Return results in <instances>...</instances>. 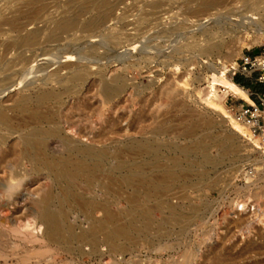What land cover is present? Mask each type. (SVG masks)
Listing matches in <instances>:
<instances>
[{
  "label": "rangeland",
  "instance_id": "rangeland-1",
  "mask_svg": "<svg viewBox=\"0 0 264 264\" xmlns=\"http://www.w3.org/2000/svg\"><path fill=\"white\" fill-rule=\"evenodd\" d=\"M108 1L111 10L99 27H74L51 40L46 31L74 0H41L40 16L26 24L42 28L39 44L28 48L12 45L5 52L2 41L14 30L0 24V108L14 131L0 142V264H264L263 141L253 133L261 148L252 146L206 100L212 74L264 43V26L238 33L236 23L241 12L264 13V0H225L199 12L189 9L196 0ZM8 3L0 0L4 14ZM95 14L91 9L79 17ZM207 29L220 30L226 40L202 52ZM116 31L120 37L113 41L109 34ZM21 53L33 56L20 64ZM65 64L86 67L92 75L66 93L50 78L65 75ZM99 74L108 83L123 79L121 90L107 94ZM235 80L260 84L251 91L264 89L263 82L242 73ZM48 91L61 92L60 101L37 103L36 96ZM216 95L231 116L229 106L246 101L223 87ZM51 125L56 132L43 140L42 154L18 156L20 136L28 128ZM198 142L205 144L210 162L190 150ZM84 148L103 151L99 159L90 158L96 166L90 175H60ZM45 160L57 167L49 169ZM173 164L182 169L178 177L150 197L144 186L130 181L129 167L137 178L149 172L162 177ZM144 209L149 224L138 216ZM42 212L56 219L53 239ZM115 225L122 229L119 237L109 234Z\"/></svg>",
  "mask_w": 264,
  "mask_h": 264
},
{
  "label": "bare ground",
  "instance_id": "bare-ground-1",
  "mask_svg": "<svg viewBox=\"0 0 264 264\" xmlns=\"http://www.w3.org/2000/svg\"><path fill=\"white\" fill-rule=\"evenodd\" d=\"M10 1L12 3L7 4V9L9 10V14L7 12H6L7 14L2 13V11L0 9V24L8 23L12 27V29L14 30L13 33H11L9 36L4 38L2 41V43H3L2 46L5 50V52L12 45H18L21 47L28 48V47L34 46L36 44H39L38 33H39V31L42 30V28H40L36 25L34 26V28H31L30 26H26V24L28 22H33V18L40 16L39 14H41V11L43 9V4H42L41 0H9V2ZM223 1H225V0H196L195 3L189 7V9L191 11H194V12H199L202 9H204V8H206L212 4H218V3H221ZM74 3L80 4L81 8L79 7L80 9L76 11L74 8V6H75ZM74 3H73V5H71L69 3V6H67V8L63 12V14H60L61 16H58V18L54 19V21L52 22L53 25L51 26V28H49L47 31L45 30L51 40L54 39L58 35L59 32L67 31V30L72 29L74 27H75L74 29L79 28L81 30H86V29H89V30L92 29L93 30L94 28H97L101 25V23L103 22V19L111 10V6H110L108 0H74ZM152 3H150V4H152ZM157 3L158 2H155L152 6L153 7L156 6ZM4 5H6V4H4ZM46 5H44V6H46ZM60 5L62 6L64 4H60ZM261 6L263 8V10H261V11H264V4H262ZM2 7H3V5L1 6V8ZM91 9L96 10V14L94 16H90L88 18L85 17L83 19L82 18L80 19L79 14L82 11H89ZM129 9H131V8H129ZM146 10H145V12H147ZM152 11H154V10L152 9ZM256 13L258 14V17L253 15L252 13L250 15H247L245 12H241L240 14L237 15V17H236L237 22L236 21L235 22L239 25L238 33H247L248 31H256L259 28L264 26V13H260V12H256ZM126 14H128V13H126ZM151 15H152V13H151ZM125 16L124 17L122 16V17L125 19H129V18H126L128 15L126 17ZM143 16H145V15H143ZM113 17H115V16H113ZM116 17H118L117 14H116ZM133 17H135V16H133ZM142 17H139L140 22H141ZM148 17H149V14H148ZM117 19L119 20V18H117ZM196 19L197 18H195L194 20H196ZM121 20H124V19H121ZM142 20H144V19H142ZM145 20H147V18ZM145 20H144V22H145ZM126 21L124 20V22H126ZM138 22H137V25H138ZM113 30L115 32L116 29H113ZM219 31L220 30H218V29L215 31H214V29H207L203 32L209 36L207 37L205 35L207 38V43L205 42L206 44L201 48L199 46V48L202 52H207V51L213 50L225 42L226 37H224L221 33H218ZM114 32H111L109 34V37L111 38V40L117 41L118 38L120 37L121 31H119L120 33L117 31H116V33H114ZM228 37H233V34L228 33ZM47 38L48 37H46V39ZM103 38H105V37H103ZM47 40H49V39H47ZM107 40H108V38H107ZM192 40H194V38ZM192 43L193 42H191L190 44L193 45ZM194 44H196V42ZM93 45H94V43H93ZM197 45H196V47H197ZM193 47H195V46H193ZM21 54L22 55H20L19 58L17 57L18 58L17 62L20 64H25V63L29 62L31 57L33 56V55L31 56L30 53H27V54L21 53ZM9 59H10V61L12 60V58H9ZM8 62L6 60V64H8ZM229 64L230 65H228V67L224 66L221 68L222 70L218 71L217 73L212 74V78H211V80L208 81V85L206 88V96H207L206 100L210 105H212V106H214L217 109L222 111V113H223L222 117H223L224 122L228 123V125H231L232 129L234 130V133L240 134L241 136H244L246 138V140L252 142V146H254L256 148H261L259 146L256 138H254V134L255 135H257V134L252 132V130L245 123H243L241 120L237 119L236 116L233 114V112H231L230 109H229V111L231 112V114L233 116H231L229 113H227V110H225L223 104H221V101L219 102V100H217L215 98V97H217V95H216L217 88L223 87L224 91H226V92L230 91L233 94L245 99L246 101H249V102L253 101L252 99H250L251 97L248 94V89H244L243 87L238 85L236 82H234V79H232L230 77L231 67L232 66L236 67V60L231 61ZM10 65H11V63H10ZM9 66H7V67H9ZM64 66L66 67V74L65 75H63L62 77H59L56 73H54L51 75L50 78L54 81L59 82L61 84V86L64 87V92H66V93L72 91L73 89L75 90V88L78 85L83 86V84H85L88 81L89 77L92 75V71L86 67H83V66H75L72 64H65ZM227 74L229 75L230 78L227 76ZM4 80L6 82L10 81L8 79L7 80L4 79ZM98 80L100 81V85H102V87L104 88V91L105 90L107 91V94L118 93L119 90H121L122 85H120V82L121 81L123 82V79H121L119 77L114 78L113 82L108 83V82H105L103 80L102 76L99 74ZM26 99L27 98L25 96H22V98H21L22 101H25ZM60 99H61V92L58 93L55 91L43 92V93L36 96V102L39 104H44V103H47L48 101H51V100L54 102H58V101H60ZM24 111L27 113V116H29V118L33 119V111L31 109L26 108L23 110V112ZM36 117L41 118L39 116H36ZM0 128H3V130H4V132L0 133V142L5 141V134L6 133L14 132L12 130L11 119L4 113V111L1 108H0ZM55 132H56V128L54 125H51L48 129H42V128L33 127V126L28 128L27 131L24 132L20 136L21 142L17 145V146H19V149L17 151L18 156H22V157L25 156V157H29L31 159H33V155L39 156L43 152V146H44L43 140L46 137L55 134ZM256 137H259L261 139V137L258 135ZM262 141L264 144V140H262ZM20 144H21V147H20ZM159 144H160L159 142L155 143V146H156L155 149H157V147L160 146ZM132 145H135V144H132ZM250 145H251V143H250ZM231 148L236 149V147H234V145H231ZM225 149L226 148L221 149V151H222L221 154L224 153ZM186 150L187 149H184L183 152ZM190 150L197 152V153H201L203 161H205V162L211 161L210 157L205 154V144L204 143L198 142L194 146L190 147ZM79 153H80L79 156L75 160L69 161L67 164H65L62 167L60 175L64 176L65 178H75L78 176L90 175L91 170L96 167L95 165L91 164V162H89L90 158L95 157V158L99 159L103 155V151H101V150H97V151L93 150L92 151L89 148H84V149L80 150ZM262 153L264 154V148L262 150ZM42 164H44L49 169H54L57 167L55 162L49 161V160L43 161ZM137 166L138 165L133 164L132 168L135 169V168H137ZM130 168L131 167H129L130 181L132 183H136V184H140V185L144 186L146 197L152 196L155 192V189L159 185H162V184L166 185V183H165L166 180H170L172 178H177L178 177L177 172H178V170L180 171V169H181L177 164H173V165H170V166H168L162 170V173H163L162 177H160V176L155 177L154 175H152L149 172V173H144L140 178H137L134 174L133 169L132 168L130 169ZM153 169H157V167L154 163H153ZM9 181H10V179H9ZM67 197L71 198V194L68 193ZM138 216L140 217V219L143 220V222L145 224H149L150 219H149V215H148L147 210H145V209L142 210L138 214ZM42 217L45 220V222L47 223V231H46L47 237L49 239H53L55 237L58 229H59L58 224L56 222V219L52 214L46 213V212H42ZM108 217H109V215H108L107 211H105V217H104L105 220H107ZM105 222H107V221H105ZM109 234L114 236V237H119L123 234V232L119 226L115 225V226L110 227ZM26 235H28V234H26ZM24 238L27 240H31V238L28 239V237H24ZM35 239H37V238H35ZM2 246H3V244H2ZM5 249H7V248H5ZM8 249H10V248H8ZM13 249L14 248H12V250ZM3 258H5V257L3 256ZM20 259H22V258H20Z\"/></svg>",
  "mask_w": 264,
  "mask_h": 264
},
{
  "label": "built area",
  "instance_id": "built-area-1",
  "mask_svg": "<svg viewBox=\"0 0 264 264\" xmlns=\"http://www.w3.org/2000/svg\"><path fill=\"white\" fill-rule=\"evenodd\" d=\"M238 73L264 83V43L256 53L241 52L236 59V67H231L230 77L234 79ZM247 89L249 96H255L253 101L231 105L229 109L237 119L264 140V89L258 91Z\"/></svg>",
  "mask_w": 264,
  "mask_h": 264
},
{
  "label": "crops",
  "instance_id": "crops-1",
  "mask_svg": "<svg viewBox=\"0 0 264 264\" xmlns=\"http://www.w3.org/2000/svg\"><path fill=\"white\" fill-rule=\"evenodd\" d=\"M238 85H240V83H237ZM243 85V86H242ZM242 85H240L241 87H243L244 89H245V87H247V88H251V87H253V86H255V85H260V84H255V85H253L251 82H249V83H246V84H242ZM246 88V89H247ZM258 88H260V87H258ZM251 98L250 99H254L255 97H253V96H250Z\"/></svg>",
  "mask_w": 264,
  "mask_h": 264
},
{
  "label": "trees",
  "instance_id": "trees-1",
  "mask_svg": "<svg viewBox=\"0 0 264 264\" xmlns=\"http://www.w3.org/2000/svg\"><path fill=\"white\" fill-rule=\"evenodd\" d=\"M236 77V76H235ZM235 77H234V82H236V83H240V85H242V84H246V82H241V81H239V80H235Z\"/></svg>",
  "mask_w": 264,
  "mask_h": 264
}]
</instances>
